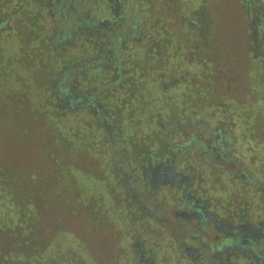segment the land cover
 Returning <instances> with one entry per match:
<instances>
[{"label": "rangeland", "instance_id": "374dc122", "mask_svg": "<svg viewBox=\"0 0 264 264\" xmlns=\"http://www.w3.org/2000/svg\"><path fill=\"white\" fill-rule=\"evenodd\" d=\"M11 2L0 0V18ZM131 3L140 7L146 35L163 39L158 59L163 71L193 76L178 83L181 96L171 94V88L166 91L168 107L207 109L202 115L209 117L213 112V118L223 112L231 142L227 159L233 155L237 160L233 170L244 166L251 180L258 181L255 187H263L264 34L260 42L253 43L248 11L258 7L264 14V0ZM29 6L11 14L6 19L9 30L2 33L8 42L0 60V76L5 78L0 85V170L13 175L16 187L11 189L19 195L12 198L19 206L9 226L0 224V264H118L119 238L130 228L142 230L149 222L145 218L134 221L137 214L127 206L131 200L124 197L121 184L116 185L115 175L109 172L106 146L99 147L96 139L75 141L76 132L62 137L63 130L55 129L56 115L52 118L51 110L45 109L41 90L45 76H52L66 52L52 49L45 38L48 26L43 28L42 19L26 11ZM191 12L200 20V30L182 19ZM158 60L145 58L140 72L148 73L149 65ZM86 74L95 76L93 70ZM97 77L93 81L98 83L101 77ZM137 93L141 98L147 95ZM165 94L157 93L151 106L160 109L164 117L158 123L169 129L176 120L160 108ZM177 117L176 122H183L184 114ZM57 124L75 129L71 121ZM225 180L230 187L243 186L228 174ZM32 201L34 216L23 210Z\"/></svg>", "mask_w": 264, "mask_h": 264}, {"label": "flooded vegetation", "instance_id": "af4514ba", "mask_svg": "<svg viewBox=\"0 0 264 264\" xmlns=\"http://www.w3.org/2000/svg\"><path fill=\"white\" fill-rule=\"evenodd\" d=\"M131 1L12 0L0 18V60L8 42L2 37L9 30L6 19L30 4L26 11L48 26L52 49L66 52L52 74L54 104L61 114L94 116L108 142L109 172L139 215L134 221L149 222L119 238L118 264H264V186L255 187L258 181L244 166L233 170L237 160L227 159L231 142L224 113L213 118V112L202 115L207 109L168 108L173 120L184 118L165 129L159 108L129 106L132 95L141 98L138 91L147 94L142 98L171 89L181 96L178 83L193 79L163 71V39L146 35L140 7ZM183 18L201 29L195 13ZM248 18L256 44L264 34V14L254 7ZM149 56L158 61L141 73ZM90 70L95 76H86ZM144 113L151 123H141ZM226 174L243 186L230 187Z\"/></svg>", "mask_w": 264, "mask_h": 264}, {"label": "trees", "instance_id": "16d2710c", "mask_svg": "<svg viewBox=\"0 0 264 264\" xmlns=\"http://www.w3.org/2000/svg\"><path fill=\"white\" fill-rule=\"evenodd\" d=\"M53 77L54 76H45V78H47V80L45 81V87L41 91L45 92L44 93V97L46 99L45 109L51 110L52 113L50 114V116L52 118H53V116L56 115L54 118H56V120L58 122L52 121L53 124L56 126L55 129L57 131L59 130V133H61L62 132L61 130H63V134L61 135L62 137L64 136V134H65V136H68V135L72 136V133L76 132L79 137L75 138V141L81 140V141L86 142V138H89L91 140L96 139L100 143L99 147L103 148L106 146V149H107L108 148V145H107L108 142H106L104 132H103L102 128L99 126L98 122L94 119V116H92L91 114H89L85 111H82V112L65 111L64 114L59 113V108L54 104L55 103L54 95L51 92V90H52V78ZM259 77H261V76H258V78ZM12 78L14 81L15 80L14 76H12ZM4 79L5 78L3 76H0V85L2 83H5ZM15 83H20V81H15ZM132 97L135 100L133 99L134 101L129 105L131 107H135V106L137 108L151 107V105L156 101L155 99H153L151 97V94L148 97H144V98H141L139 100L136 99L133 95H132ZM260 98L264 102V96H262ZM101 100H103V97H101ZM136 100H137L138 104L135 102ZM167 102L170 103V99H168V97L167 98L164 97V99L162 101V105L160 108L167 111V113L166 112L164 113L165 116L167 115V117L168 116L170 117V115L168 114V108H170V107H168ZM164 105H167V106H164ZM173 108H176V107H173ZM263 109H264V105H263ZM263 114H264V110H263ZM142 116L146 117L147 115L144 113V115H142ZM160 117H164V116H162V114L160 113ZM63 121L65 123H66V121L73 122L75 129L73 130L71 125L70 126L65 125L66 127L65 126L61 127V126H59V124H57L60 122L62 123ZM146 122L151 123L148 120L147 121L144 120L141 123L143 124ZM82 127L86 128L85 131L83 129H81ZM83 132H86V133H84L85 135L81 134ZM87 134H88V136H86ZM92 136H93V138H92ZM77 139H79V140H77ZM88 145L91 146L92 144L90 143ZM15 187L16 186H15L13 175H10L5 169L3 171L0 170V216L2 217L0 224L3 222V224L9 226L11 224L12 219H13L12 212H14V210L17 208V206H19V205H14L16 203L13 201V198H12V195L15 196L17 194L16 192H13V190L11 189V188H15ZM18 195H16V197ZM26 207L28 209H23V210H25L26 213L30 212L31 215L34 216V212L36 209V206L34 205V201L26 203ZM10 213H11V215H10Z\"/></svg>", "mask_w": 264, "mask_h": 264}]
</instances>
